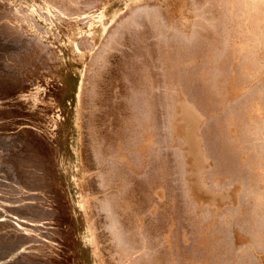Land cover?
Returning a JSON list of instances; mask_svg holds the SVG:
<instances>
[{"label": "bare ground", "instance_id": "bare-ground-1", "mask_svg": "<svg viewBox=\"0 0 264 264\" xmlns=\"http://www.w3.org/2000/svg\"><path fill=\"white\" fill-rule=\"evenodd\" d=\"M260 6L264 0H0V43L11 42L0 60L14 66L0 69V264L170 263L174 253L163 257L152 239L171 182L191 223L205 234L232 233L199 235L215 258L264 264ZM130 48L137 61L122 68ZM41 60L45 78L24 75ZM197 80L204 94L193 89ZM71 124L79 137L91 134V188L86 170L81 179L69 168L63 128ZM167 171L177 180L168 183ZM141 184L149 185L145 208ZM101 227L110 231L108 248Z\"/></svg>", "mask_w": 264, "mask_h": 264}, {"label": "rangeland", "instance_id": "rangeland-1", "mask_svg": "<svg viewBox=\"0 0 264 264\" xmlns=\"http://www.w3.org/2000/svg\"><path fill=\"white\" fill-rule=\"evenodd\" d=\"M263 8H264V6H260V8H259V10H262V12L261 11H258L259 13H257V16H258V18H257V22L258 21H261V22H258L257 23V25H258V27H256V31H257V33L259 34V32H261L262 33V31H264V30H262V29H264L263 27H264V10H263ZM259 17H260V20H259ZM263 21V22H262ZM41 24H42V22H40ZM258 28H261V30L260 29H258ZM11 43V42H10ZM10 43L9 42H7V41H5L3 44L2 43H0V53H2V51L4 52V48H5V45H6V47H10L9 45H10ZM8 44V45H7ZM2 45V46H1ZM132 45V44H131ZM133 46V45H132ZM126 53H127V57L125 56V62H124V65L122 66V68H124L125 66L127 67V65H128V63H127V61H129V62H136L137 60L134 58V59H132L131 57H134V56H132V55H134V52L133 51H131V48L130 49H127L126 50ZM200 58V57H199ZM40 60V59H39ZM198 60H200V59H198ZM4 63V64H3ZM36 63V62H35ZM33 64L32 65V67H31V69H29L28 71H25V74L24 75H31V73H33V77L35 78V77H37V80H39L41 77H43L44 75L42 74L44 71H45V64L43 63V64H40V63H42V60L41 61H37V63L36 64ZM6 67H8V66H6V63L5 62H3V60H0V69H9L11 72H13L14 71V66L13 65H10L8 68H6ZM125 67V68H126ZM34 68V69H33ZM38 68H40L39 69V71H38ZM43 70V71H42ZM41 71V72H40ZM157 71H159L160 73H161V69H157ZM40 77V78H39ZM39 78V79H38ZM44 78H45V76H44ZM43 79V78H42ZM35 81H37L36 79H34ZM163 83H162V81H160V83H159V87H158V90L160 91V96H161V98H162V103L164 104V107L166 106L165 105V103H164V101H163V98H164V93H163ZM202 83H201V81L200 80H197V81H195V83L192 85V87H193V89L195 90V91H197L198 93H201V91H202V94H204L203 92L204 91H207L206 90V88H205V90L203 91L202 89ZM204 87V86H203ZM202 88V89H201ZM194 91V92H195ZM196 92V93H197ZM206 93V92H205ZM198 95V94H197ZM165 111H166V108H165ZM37 112V113H36ZM162 112H160V114H161ZM29 115H31V116H33V117H35L36 116V118L37 119H40L41 121H42V124L43 125H45V126H49L51 123H49L48 124V122L47 121H49V122H51V120L50 119H48L47 117H43L42 115L40 116V114L38 113V111L36 110V109H32V111L30 112V113H28ZM159 114V115H160ZM220 114H222V116L224 115V113L223 112H221L220 111V113L218 114V116H220ZM158 115V116H159ZM163 115V113L160 115V117H158V118H160L161 119V117H164V119H166L165 118V115L164 116H162ZM41 118H43V119H41ZM48 119V120H47ZM47 120V121H46ZM162 120H163V118H162ZM44 121V122H43ZM158 121V120H157ZM161 120H159V128H160V125H161ZM46 124H48V125H46ZM68 127V128H67ZM67 127H64L63 128V132L64 131H67V132H65V133H69L68 134V144H70V153L68 154V156H69V158H70V162H71V164L69 165V168H70V171H72L73 173H74V175L76 174L77 175V178H83L84 176L82 175V173H84L85 171L84 170H86L87 172H86V174L87 175H89L88 177H86V174H85V177H84V183H85V181H87L86 182V184H87V187L88 188H91V186H92V181L93 180H91V179H93V175L92 174H94V173H92V172H94V165H92V164H94V162H91L90 160H92V161H94V157L92 156L93 155V153H92V142H91V137H89V136H91V134L90 135H88V133H90L89 132V129L87 128V129H83V132H81V135H82V137H85V138H82L81 137V135H80V137H79V134L80 133H78V131H76L75 129H74V127H73V125L71 124L70 126H67ZM70 129V130H69ZM161 129V128H160ZM162 129H163V127H162ZM159 130L160 132L162 131L163 132V130ZM86 131H88V132H86ZM85 133V134H84ZM162 134V133H161ZM58 135H59V143H61L62 142V130L61 129H58ZM164 135V134H163ZM80 138V139H79ZM82 138V139H81ZM41 139H42V137H41ZM70 139V140H69ZM79 139V140H78ZM163 140V137L160 135V142ZM163 142V141H162ZM161 142V143H162ZM76 143V144H75ZM163 145V144H162ZM75 146V147H74ZM81 146V147H80ZM91 146V147H90ZM163 146H165V144L163 145ZM163 146H161L160 147V149H162V147ZM167 146H165L164 148L165 149H167L168 150V147L166 148ZM72 148V149H71ZM165 149H163V150H160V151H163L162 153H159V154H162V155H165V157L167 156V152H165L164 153V150ZM75 150V151H74ZM167 150H165V151H167ZM170 151V150H169ZM85 152V153H84ZM170 154V155H169ZM162 155H159V156H157V161H158V157H160V156H162ZM168 157H164V156H162L161 158V160H165V159H167L166 160V162H167V166H168V164L170 165L171 164V167L173 166L172 164V162L173 161H169L168 159H170V160H172L173 158H172V155H171V153H169L168 152ZM68 156H66L64 159H66ZM171 156V157H170ZM163 157H164V159H163ZM82 158V159H81ZM84 159V160H83ZM159 160H160V158H159ZM75 161V162H74ZM81 161H83L82 163H81ZM78 162L80 163V166H79V164H78ZM91 162V163H90ZM159 162V161H158ZM157 162V163H158ZM162 162V161H161ZM169 162V163H168ZM158 164H160V162L158 163ZM77 165V166H76ZM82 165V166H81ZM161 165V164H160ZM159 165V166H160ZM72 168H71V167ZM76 166V167H75ZM89 166H90V168H89ZM158 166V167H159ZM166 166V167H167ZM87 167V168H86ZM161 167V166H160ZM169 167V166H168ZM83 168V169H82ZM85 168V169H84ZM156 168V167H155ZM74 169L76 170L75 172H74ZM88 169V170H87ZM93 171H92V170ZM160 169V168H159ZM170 169V168H169ZM168 169V170H169ZM78 170H80V171H78ZM89 170H91V172H89ZM149 171L150 170H153V171H150V172H152V174L150 173L149 175H152L151 177H153L154 175L153 174H156V176H155V178H156V180H157V178H158V180L160 181V175L159 176H157L159 173V170H154V168H152V169H148ZM148 170H147V172H148ZM82 171V173H80ZM84 171V172H83ZM156 171V173H154ZM168 172V171H167ZM169 172H171V171H169ZM168 172V174H170V178H168L167 176H168V174L166 175V181L168 182V183H170L171 181H174V180H177L176 179V176H175V178L173 177V179L171 180V178H172V176H174L173 174L171 175V173H169ZM161 174H162V172H161ZM8 175H10L9 173H8ZM82 176V177H81ZM92 176V177H91ZM146 177H148V175L146 176ZM151 177H148V178H146L145 180H149V178H150V180H149V182L151 181V180H153V178H151ZM169 180H168V179ZM90 180V181H89ZM155 179L153 180V184H154V181H156ZM162 181V180H161ZM166 181H162V182H165V187H168L169 185L167 184V182ZM157 182V181H156ZM91 185H90V184ZM141 183H146V182H144L143 180H142V182ZM152 183V182H151ZM158 183V182H157ZM150 184V183H149ZM173 184H176V186L178 187V185H177V183L175 182H173ZM142 186L144 187V188H146V186H149V185H147V184H145V185H140V187H141V189H143L142 188ZM170 186H172V189L173 190H175V191H173L174 193H169L170 195H168V190L170 191V189H168ZM170 186L168 187V188H166V196H165V199H163V202H168V204H166L167 206H165V204L163 205V202H162V200L159 202L158 201V203H160L161 205L159 206L160 207V211L161 212H159L158 211V213H160L159 214V219L157 220V219H155L156 221H158V223L155 221L154 223L156 224L157 223V226L155 225L154 227H156V228H154L157 232H158V234L159 235H157V236H155L153 233H149L150 235L149 236H152V235H154L153 237L156 239H152L151 237V239L153 240V242H154V244H155V246L157 247L156 248V250H164V252H165V254L162 252V251H158V253H160V255H162L163 257L166 255V254H170L171 253V251L174 253H172L173 254V258L170 256V255H172V254H170V255H166V256H170V258H171V261H169L170 263H172V264H221L222 263V261H223V257L220 259V258H215V255L214 254H212V253H210L211 251H209V249H207L205 246H204V244L203 243H200L201 241H203L201 238H200V236L199 235H202V238H203V236L205 235V236H207L208 238H211L210 236H212V230H213V233H216L217 234V232H219V230L220 231H222V232H220V234L222 233V234H224V232L226 233V234H224L223 235V237L224 238H229V236L228 235H232V233H228V231L226 232L225 230L226 229H224L222 226L220 227V228H223V230L222 229H218L217 231L215 230V229H213L212 228V230H211V232H210V230L208 231L207 230V234H205V232H206V228H205V230L203 229V228H201V227H198V226H196L194 223H191V220L189 219V216H188V214L187 213H185V210L183 209L184 207H182V205H183V203L181 204V203H179V201L181 202V198H180V194H178V193H180L178 190H177V187H175V185H172V182L170 183ZM175 189H174V188ZM147 189H149V188H147ZM145 190V189H143L144 190V193H143V190H140L141 191V193H139V194H142L141 196V198H142V200H143V202H141L140 203V205H143L144 204V201L146 202V200H147V194L145 193V191H148L149 192V190ZM172 189H171V191H172ZM178 189H179V187H178ZM139 191V192H140ZM146 194V196H144ZM173 197H176V198H178V201H177V199H175V198H173ZM168 196H170V197H172L173 198V201H172V198L170 199ZM149 199V198H148ZM181 199V200H180ZM165 200V201H164ZM171 200V201H170ZM174 200H176V201H174ZM148 202H149V200H148ZM172 202H174V203H172ZM146 204H149V203H145V206H146ZM181 204V205H180ZM174 205V206H173ZM145 206L143 205L142 207H144L145 208ZM148 206V205H147ZM161 206H162V208H161ZM171 206H173V207H171ZM164 208H166L167 210L165 211V209ZM169 208V209H168ZM162 209H164V211L162 210ZM174 210V211H173ZM170 212V213H167V212ZM171 211H173V212H175V213H173V212H171ZM165 213V214H164ZM167 213V214H166ZM174 214L173 216H171L172 217V219H175L174 221L172 220V230H173V232H172V234L173 235H171L172 237L171 238H165V237H167L168 236V234H169V230H167L168 228L170 229V215L171 214ZM165 215V216H164ZM168 216V218H167V216ZM163 217L164 219H165V221L167 222H165L164 221V219H161V217ZM174 216H176V217H174ZM162 220V222H163V224H162V222H161V220ZM166 219H170L169 220V223H168V220H166ZM193 222V221H192ZM131 222H129V224H128V228H129V226L131 227V228H129L128 230H132V228H133V225L132 224H130ZM133 223V222H132ZM166 223V224H165ZM193 224V225H192ZM165 226H167V227H165ZM162 229H161V228ZM175 227H176V229H175ZM103 227H101L100 229H99V232L101 233V238H100V244L101 243H103V246L104 247H107L108 248V246H111L110 244L112 243V242H110V240H111V236H110V231L107 229V230H105L106 228H104V229H102ZM160 228V229H159ZM195 228V229H194ZM134 229V228H133ZM101 230H103V231H101ZM155 230H152L153 232H155ZM159 230H161V231H159ZM165 230H166V233H167V236L166 235H164L165 234ZM201 230V231H200ZM203 231V232H202ZM164 232V234H162ZM201 232V233H200ZM105 233V234H104ZM187 233V234H186ZM200 233V234H199ZM107 234V235H106ZM104 235H106V239L104 238L105 236ZM109 235V236H108ZM160 235H162V236H160ZM185 235V236H184ZM209 235V236H208ZM228 237H227V236ZM103 236V237H102ZM160 236V237H159ZM173 237H175V238H173ZM137 238V237H136ZM135 238V239H136ZM161 238H162V240H161ZM164 238V239H163ZM176 239L175 241H172L173 239ZM150 239V242L151 243H153L152 242V240ZM169 239H172V240H170L171 241V244H169L168 242H167V240H169ZM198 239H200V240H198ZM155 240V241H154ZM166 240V241H165ZM109 241V243H107ZM136 241V240H135ZM137 241H139V240H137ZM137 241H136V243H137ZM177 241V242H176ZM195 241V242H194ZM200 241V242H199ZM106 242V243H105ZM159 242V243H158ZM172 242H175L176 244L174 245V243L172 244ZM197 242V244H195ZM204 242V241H203ZM227 242V241H226ZM136 243H134V244H136ZM169 244V245H172L171 247L170 246H168L167 244ZM161 244V245H160ZM178 244V245H177ZM191 244H193V245H191ZM102 245V244H101ZM136 245H138V244H136ZM174 245V246H173ZM177 245V246H176ZM201 245V246H200ZM163 246V247H162ZM169 248H168V247ZM199 246V247H198ZM204 246V247H203ZM160 247V249H158ZM161 247H162V249H161ZM196 247V248H195ZM249 247V246H248ZM165 248V249H164ZM171 248V249H170ZM174 248V249H173ZM207 250H206V249ZM167 249H169V250H167ZM204 249V250H203ZM175 250V251H174ZM204 252H203V251ZM248 250H250L249 248H248ZM108 251V250H107ZM106 251V252H107ZM167 252V253H166ZM176 252V253H175ZM163 253V254H162ZM204 254H206V255H204ZM175 255H177V256H175ZM199 255H201V256H199ZM107 256V255H106ZM162 256H160L161 258H162ZM165 256V257H166ZM175 256V257H174ZM209 257V258H206V257ZM221 256H222V254H221ZM108 257H110L109 255H108ZM205 257V258H204ZM198 258L200 259V260H198ZM163 260H165V258H162ZM174 259V260H173ZM191 259V260H190ZM204 259V260H203ZM210 259V260H209ZM213 259V260H212ZM168 260H169V258H168ZM212 260V261H211ZM166 261V260H165ZM195 261V262H194ZM164 262V261H163ZM200 262V263H199ZM209 262V263H208ZM216 262V263H215ZM170 263H164V264H170ZM224 263V262H223ZM222 263V264H223Z\"/></svg>", "mask_w": 264, "mask_h": 264}]
</instances>
